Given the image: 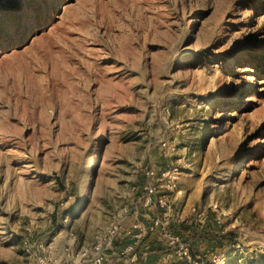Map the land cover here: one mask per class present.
<instances>
[{
    "label": "rangeland",
    "instance_id": "1",
    "mask_svg": "<svg viewBox=\"0 0 264 264\" xmlns=\"http://www.w3.org/2000/svg\"><path fill=\"white\" fill-rule=\"evenodd\" d=\"M150 167L188 253L137 264H264V0H0V264L157 212Z\"/></svg>",
    "mask_w": 264,
    "mask_h": 264
},
{
    "label": "built area",
    "instance_id": "2",
    "mask_svg": "<svg viewBox=\"0 0 264 264\" xmlns=\"http://www.w3.org/2000/svg\"><path fill=\"white\" fill-rule=\"evenodd\" d=\"M160 148L165 153L173 150L168 139L160 142ZM175 172L174 168L162 172L161 177L165 180L159 186L172 191L175 186L173 185L176 178ZM156 175V170L152 167L145 168L143 175L145 182L138 186L145 194L142 200L144 206L151 207L152 205L157 212L144 214L141 220H135L126 227L121 224L123 217L118 215L100 234L94 237L92 243L85 246L75 247L72 244L73 239H70V243L66 242L62 246L65 261L58 259L60 247L57 244V235L47 242L33 241L30 229L27 228L21 240L22 264H111L112 261L134 264L140 255L139 249L143 240L153 234L166 242L170 247V252L179 257L186 256L188 252L181 238L170 231L168 215L173 214L172 204L165 193L157 194L159 187L157 182L161 177L157 178ZM67 235L72 237L70 230ZM114 243L118 244V250L112 252L110 248Z\"/></svg>",
    "mask_w": 264,
    "mask_h": 264
},
{
    "label": "crops",
    "instance_id": "3",
    "mask_svg": "<svg viewBox=\"0 0 264 264\" xmlns=\"http://www.w3.org/2000/svg\"><path fill=\"white\" fill-rule=\"evenodd\" d=\"M132 223H133V222H132ZM121 224H122L123 227H126V226H127L126 216H124V217L122 218V220H121ZM129 225H130V224H129ZM69 230H70V229H69ZM67 242L70 243L71 240L69 239ZM65 243H66V242H65ZM65 243H64L63 241H60V242L58 241V242H57L58 246L60 247V252L58 253V259L61 260V261H65V259H66L65 254H64V252L62 251V246H63ZM141 247H142V248H141ZM141 247H140V248L143 249V248H144V245L141 244ZM110 250H111L112 252L118 250V244H117V243H114V245L110 248ZM111 264H124V263L119 262V261H112Z\"/></svg>",
    "mask_w": 264,
    "mask_h": 264
},
{
    "label": "trees",
    "instance_id": "4",
    "mask_svg": "<svg viewBox=\"0 0 264 264\" xmlns=\"http://www.w3.org/2000/svg\"><path fill=\"white\" fill-rule=\"evenodd\" d=\"M225 235H227V237H228V239L229 240H231V239H233L234 237H235V231L234 230H232V231H229L227 234H225ZM154 244H155V246L157 247V248H168V246H167V244H166V242L164 241V240H162V239H160L159 237H155L154 238ZM165 254H163V256H164ZM139 257H138V259L136 260V263H134V264H137L139 261Z\"/></svg>",
    "mask_w": 264,
    "mask_h": 264
}]
</instances>
